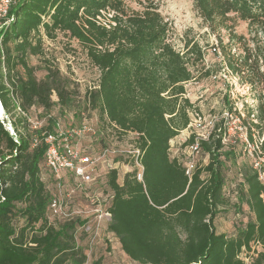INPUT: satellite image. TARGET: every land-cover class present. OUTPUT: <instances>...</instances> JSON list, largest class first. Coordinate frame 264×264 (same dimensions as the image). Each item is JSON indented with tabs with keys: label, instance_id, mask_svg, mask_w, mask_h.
<instances>
[{
	"label": "trees",
	"instance_id": "16d2710c",
	"mask_svg": "<svg viewBox=\"0 0 264 264\" xmlns=\"http://www.w3.org/2000/svg\"><path fill=\"white\" fill-rule=\"evenodd\" d=\"M128 1L13 0L0 17V109L14 133L0 119V264L87 260L88 237L76 233L81 221L49 212L56 180L45 165V145L32 146L34 135L53 131L62 120L46 115V125L33 130L28 118L32 109L47 113L58 106L64 116L75 108L67 78L47 63L38 79L29 63L31 56L47 62L42 36L53 39L57 32L77 40L99 72L97 88L86 90L80 101L83 111L72 115L81 121L84 110H97V125L107 127L108 136L138 135L143 183L130 173L119 181L112 170L91 187L92 193L112 194L105 229L122 253L138 264H245L240 255L252 253L250 264H264V187L251 165H242L237 193V209L244 206L247 221L232 235L214 227L227 204L223 168L233 156L224 148L221 129L201 142L208 162L197 163L190 178L183 163L169 155L170 141L187 129L194 110L185 84L193 79L190 57L202 60L200 47L186 43L184 52L177 51L156 5L137 0L140 9H134ZM193 8L211 30H230L228 43L221 44L225 67L256 93L250 112L258 127L264 123V0H193ZM231 18L247 23L248 39L229 29ZM234 45L239 54L232 53ZM193 140L190 135L184 146ZM63 182L68 187L67 177ZM84 198L78 191L72 201L83 207ZM92 264H102L101 257Z\"/></svg>",
	"mask_w": 264,
	"mask_h": 264
},
{
	"label": "rangeland",
	"instance_id": "374dc122",
	"mask_svg": "<svg viewBox=\"0 0 264 264\" xmlns=\"http://www.w3.org/2000/svg\"><path fill=\"white\" fill-rule=\"evenodd\" d=\"M139 1L153 2L156 5L168 23V42L177 51L184 52L186 43L189 46L196 43L201 49L202 60L197 61L196 58L190 57L192 65L190 70L193 79L185 84V97L193 104L194 110L206 120L214 119L216 127L221 129L225 150L233 152V156L226 161L223 168L225 184L222 192L227 204L214 220L217 233L224 232L226 235H232L241 224L247 221V210L244 206H242V210L237 209V193L242 181L241 167L244 163L251 165L252 158L248 153L249 149L254 148L257 152H264V123L255 127L254 124L258 122L252 115L255 113L250 112L257 105L256 93L249 85L241 83L239 77L231 74L225 67L221 44L223 46L228 43L230 30L225 28L211 30L207 27L194 10L193 0ZM127 3L134 9H140L137 0ZM227 25L237 35H242L247 39L251 35V30L244 21L231 18ZM42 48L47 62L38 56L29 58L30 65L36 69L37 78L40 79L45 75L44 67L47 63L53 69H57L59 74L69 81L76 99L75 108L66 112L64 116L60 114L58 106H54L47 113L32 109L29 112V121H38L44 126L47 123L48 116L46 115H50L60 118L65 126L66 123H78L80 119L74 117L72 111L80 109L83 111L84 106L80 101H82L86 90L97 88L99 72L90 64L80 43L61 32H57L53 39L43 35ZM232 53H240L238 45L232 46ZM52 100L56 101L54 95ZM249 112L250 114H248ZM82 115L81 121H87L91 126H96L100 121L97 110H84ZM8 118L0 109V119L6 120L4 125L7 130L11 127L7 121ZM216 133L219 132L216 131ZM189 134L190 129L183 130L170 141V158L177 157L180 161H185L186 146H184V142L188 139ZM249 137L252 138V141L249 140ZM126 139H128V135ZM245 139L250 141L252 147H245ZM93 141V138L86 137L82 141L81 147L93 148L95 144ZM196 159L199 166H205L208 162L207 155L202 152L197 155ZM115 167L118 169V179L121 181L126 168H123L122 165H115ZM93 253L94 255L87 256L85 264H92V261L99 257L102 259V264H138L122 253L117 239L107 233L105 228H102L96 244L93 245ZM252 255V253H242L240 257L245 264H250Z\"/></svg>",
	"mask_w": 264,
	"mask_h": 264
},
{
	"label": "built area",
	"instance_id": "2783aa9c",
	"mask_svg": "<svg viewBox=\"0 0 264 264\" xmlns=\"http://www.w3.org/2000/svg\"><path fill=\"white\" fill-rule=\"evenodd\" d=\"M11 1L13 0H0V17L6 15ZM189 115L190 122L185 130L190 129L188 138L192 135L194 140L185 147L186 158L181 162L185 174L190 178L197 165L196 157L200 153L201 142L208 141L211 134L219 132L220 129H215L214 119L206 120L196 110H192ZM30 125L33 130L43 127L38 121H30ZM10 128L9 132L14 134ZM109 131L107 127L91 126L87 121L72 122L65 126L58 120L53 131H43L40 136L32 137V146L41 142L45 145V165L56 180L49 212L52 217L61 220L81 221L76 233L81 232L88 237V257L92 254L93 245L99 238L102 228H106L111 222V213L107 210V205L112 194L103 190L92 193L91 187L101 183L112 170L117 172L115 165H122L126 168L124 175L133 174L137 182L143 183L144 168L141 163L142 152L138 135L126 133L120 137L108 136ZM86 137L93 138L95 143L93 148L81 147ZM249 140L252 141L250 137ZM250 141L245 139V147H252ZM248 153L252 158V169L264 187V152H257L251 148ZM63 176L68 178V187L63 182ZM78 191L85 193L83 207L76 206L72 201V196ZM254 248L259 249L258 245Z\"/></svg>",
	"mask_w": 264,
	"mask_h": 264
},
{
	"label": "water",
	"instance_id": "95a60500",
	"mask_svg": "<svg viewBox=\"0 0 264 264\" xmlns=\"http://www.w3.org/2000/svg\"><path fill=\"white\" fill-rule=\"evenodd\" d=\"M0 108L2 109V106H1V104H0ZM3 110V109H2Z\"/></svg>",
	"mask_w": 264,
	"mask_h": 264
},
{
	"label": "crops",
	"instance_id": "0c3cea01",
	"mask_svg": "<svg viewBox=\"0 0 264 264\" xmlns=\"http://www.w3.org/2000/svg\"><path fill=\"white\" fill-rule=\"evenodd\" d=\"M220 233H224V232H220ZM225 234V233H224Z\"/></svg>",
	"mask_w": 264,
	"mask_h": 264
}]
</instances>
